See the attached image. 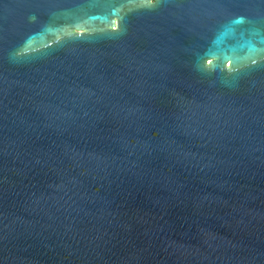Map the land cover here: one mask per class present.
Returning <instances> with one entry per match:
<instances>
[{
    "label": "water",
    "instance_id": "water-1",
    "mask_svg": "<svg viewBox=\"0 0 264 264\" xmlns=\"http://www.w3.org/2000/svg\"><path fill=\"white\" fill-rule=\"evenodd\" d=\"M0 264H264V0H0Z\"/></svg>",
    "mask_w": 264,
    "mask_h": 264
}]
</instances>
